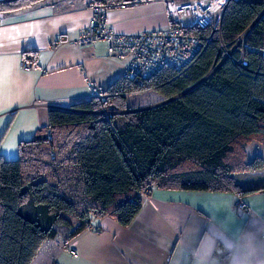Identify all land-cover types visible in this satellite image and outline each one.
<instances>
[{
  "label": "trees",
  "instance_id": "16d2710c",
  "mask_svg": "<svg viewBox=\"0 0 264 264\" xmlns=\"http://www.w3.org/2000/svg\"><path fill=\"white\" fill-rule=\"evenodd\" d=\"M41 1L3 0L0 13ZM247 30L233 52L241 63L224 58L221 42L230 49ZM194 31L211 39L188 67L119 77L101 89L103 99L50 108L49 126L22 141L16 159L0 155V264H31L45 240L66 245L92 217L129 225L154 186L239 195L264 189L238 179L264 167L260 155L245 162L243 146L256 139L264 149V0H231L220 31ZM147 90L173 99L131 109L128 95Z\"/></svg>",
  "mask_w": 264,
  "mask_h": 264
},
{
  "label": "crops",
  "instance_id": "0c3cea01",
  "mask_svg": "<svg viewBox=\"0 0 264 264\" xmlns=\"http://www.w3.org/2000/svg\"><path fill=\"white\" fill-rule=\"evenodd\" d=\"M92 3L43 0L0 13V155L5 159H16L20 143L49 126L50 108H73L91 99L93 87L107 88L125 70L129 55L113 52L105 41L74 43L88 26ZM107 20L120 33L168 25L163 0L115 6ZM61 36L67 41L59 43ZM24 60L34 67L24 70ZM243 146L245 162L264 158L260 141ZM238 179L245 187H264V167ZM240 201L248 208H240ZM90 224L99 230L86 228L66 245L45 240L31 264H264V189L239 195L154 186L129 225L109 215L92 217Z\"/></svg>",
  "mask_w": 264,
  "mask_h": 264
},
{
  "label": "built area",
  "instance_id": "2783aa9c",
  "mask_svg": "<svg viewBox=\"0 0 264 264\" xmlns=\"http://www.w3.org/2000/svg\"><path fill=\"white\" fill-rule=\"evenodd\" d=\"M163 1L168 20L167 27L139 33L117 32L108 25L107 20L108 11L111 8L118 6L125 9L139 0H131L117 5L92 3L90 5L92 15L88 26L74 40V43L78 46H85L102 40L113 52L128 54L129 61L121 75L123 79L150 77L164 67L182 70L193 63L197 55L204 49L205 43L211 39V36L204 39L194 29L210 28L213 32L220 31L224 10L231 0ZM248 33L249 30L243 33L230 49L221 42V48L225 51L224 58L231 57L238 64L241 63V59L233 57V52L240 45H244ZM66 41V37L61 36L58 42ZM33 67L34 63L31 60H24V70H31ZM93 94L100 99L105 97L101 89L95 87H93ZM238 205L242 209L248 208V204L244 201H240ZM87 228L95 232L99 230V226L91 224ZM69 253L75 257L78 256L75 247H70Z\"/></svg>",
  "mask_w": 264,
  "mask_h": 264
},
{
  "label": "rangeland",
  "instance_id": "374dc122",
  "mask_svg": "<svg viewBox=\"0 0 264 264\" xmlns=\"http://www.w3.org/2000/svg\"><path fill=\"white\" fill-rule=\"evenodd\" d=\"M165 100V97L158 93L156 94L153 90L132 93L127 97V102L131 109L139 108L141 105H154Z\"/></svg>",
  "mask_w": 264,
  "mask_h": 264
},
{
  "label": "water",
  "instance_id": "95a60500",
  "mask_svg": "<svg viewBox=\"0 0 264 264\" xmlns=\"http://www.w3.org/2000/svg\"><path fill=\"white\" fill-rule=\"evenodd\" d=\"M0 1H3V0H0ZM215 69H216V68H215ZM213 71H214V70H213ZM209 75H210V74H208L204 79H206ZM204 79H202L201 81H203ZM201 81H200V82H201ZM200 82H199V83H200ZM199 83H197V84H199ZM197 84H196V85H197ZM196 85H194L193 87H195ZM193 87H191L190 89H192ZM188 90H189V89H188ZM188 90H186V91H188ZM186 91H185V92H186ZM185 92H183V93H185ZM183 93H182V94H183ZM180 95H181V94H180ZM171 99H173V98H171ZM171 99H168V100H166V101H164V102H167V101H169V100H171ZM164 102H162V103H164ZM66 110H73V108H71V109L68 108V109H66Z\"/></svg>",
  "mask_w": 264,
  "mask_h": 264
}]
</instances>
